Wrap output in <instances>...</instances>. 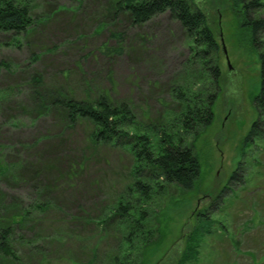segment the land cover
<instances>
[{
	"label": "rangeland",
	"instance_id": "obj_1",
	"mask_svg": "<svg viewBox=\"0 0 264 264\" xmlns=\"http://www.w3.org/2000/svg\"><path fill=\"white\" fill-rule=\"evenodd\" d=\"M257 1L260 7L244 14L232 0H190L206 16L217 43L207 53L195 50L193 36L171 11L134 24L123 11L114 12V0H31V27L0 31V156L9 166H23L21 177L18 167L0 176V212L53 202L13 228L18 259L0 264H111L124 241L117 204L136 218L145 216L140 227L151 235L142 239L140 230L132 241L133 249L146 252L144 264H179L200 213L214 223L188 264H264V113L253 101L264 56V0ZM248 13L263 21L256 42L245 27ZM103 44L114 47L112 56L100 52ZM206 59L219 73L213 119L208 126L195 125L194 135L175 137L178 144H191L200 161L191 190L137 168L136 155L122 143L93 148L86 125L62 126L53 113L41 112L35 94L38 75L41 92L59 87L77 99H93L105 89L114 104L135 113L136 124L127 128L131 134L145 135L148 124L172 133L179 126L174 112L180 89L190 84L201 92L215 90L209 74L197 78ZM255 120L262 134L243 149ZM149 140L154 154L160 153L156 140ZM82 159L74 180L48 185L70 167L67 161ZM137 180L155 185L150 196L135 190ZM64 195L73 196L62 203ZM113 206L114 228L105 235L93 221ZM133 225L124 229L133 231Z\"/></svg>",
	"mask_w": 264,
	"mask_h": 264
},
{
	"label": "trees",
	"instance_id": "obj_2",
	"mask_svg": "<svg viewBox=\"0 0 264 264\" xmlns=\"http://www.w3.org/2000/svg\"><path fill=\"white\" fill-rule=\"evenodd\" d=\"M30 1L31 0H0V31L21 33L30 28L33 23L32 17L28 13ZM256 1L245 3L244 0H232V4L235 7L240 6L244 9L243 13L245 14L251 7H257L256 9L260 7L258 1ZM167 10L171 11V13L185 26L189 34L193 36V41L196 46L195 50H198L200 47H202L200 52L205 53L210 50H217V43L209 29L206 16L198 9H192L190 0H114V12L123 11L134 24L147 22ZM239 11L241 12L240 9ZM247 16L248 19L245 22L249 23H247L245 27L248 28L249 31H252L250 34L253 41H255V36L262 27L263 21L250 17L249 13ZM100 52L106 56H112L114 54V47H108L106 44H103L100 47ZM260 60L259 90L254 95L253 101L255 109L263 114L264 56H261ZM202 65L204 68V64ZM205 66V71H197V78L199 80H205L204 74H209L211 79L210 86H214L215 90L211 93L201 92L203 88L200 89L199 87L196 90L195 87L190 84L181 88V92L176 95L179 105L174 112L176 113V118L179 120L178 128L172 127V133H168V131L162 132L161 129L163 127L161 126L148 124L145 126V129H142L145 130L146 134L141 136L139 134L133 135L128 132L127 129L128 127L131 128L137 122L136 115L132 108L125 104H114L107 90H99V93L93 99L89 98L88 95L85 98L77 99L72 95L71 91H66L59 87L41 92L39 90V88H42L41 77L39 75L37 77L33 76V80L35 83H38L35 94H37L36 97H38L41 104V112L47 111L53 113L60 124L67 129H71L79 124L86 125L88 127V143L95 149L98 148V144L102 143H122L124 147L128 148L136 155L135 163L137 168H144V170L148 169L149 171L152 170V173H159L157 177L162 179L165 183H173L180 189L191 190L200 177V161L194 153L191 144L185 145L182 142L178 144V142H175V137L180 136L179 133L183 135H194L193 129H195V125L204 124L208 126L213 119L212 107L218 93L219 73L207 59L205 60ZM202 71L205 73H202ZM190 92L193 93L191 97L189 95ZM45 94L46 98H44ZM44 100H46V102H44ZM173 129L175 132H173ZM261 134L259 121L255 120L243 140V149L252 143L254 139L260 137ZM152 138L158 143L157 145L159 148L156 146L160 152L158 154H154L156 148L152 147L151 141L149 140ZM67 162L71 164L70 167L63 169L64 171L59 170V177L55 180L51 179L55 184L48 185L58 186L59 183L74 180L76 178L75 174L83 168L86 161L82 159L80 161L74 162V160H69ZM15 168H17L15 173L21 177L23 174V166H9L0 156V176L12 174L11 170ZM135 171L138 173L141 172V170ZM235 178L234 176V179ZM134 187H136L135 190L137 192L145 194V197L150 196V191L155 189V185L152 186L140 180L134 182ZM47 191H51V189L48 188ZM66 196L73 195H64L60 197V202H69L70 200L64 199ZM51 204H53V202L38 200L31 202L27 206L18 205V209L15 213H10L6 210L0 212V261L18 259L11 240L13 228L31 222L35 215L44 213L51 207ZM127 208L126 205L123 204H117L116 206L117 212H119L118 214L123 219L118 226L124 230V241L119 247V250L115 253L111 264H144L143 254L146 252L139 248H137L138 250H136V248L133 249L132 241L134 238L137 239L135 232L141 230V238L146 240L147 236L149 237L151 235V231H148L149 233L147 235V231H143V228L140 227V224L143 227V223H141L140 220L145 219L144 215V217L141 216L140 218H136L132 213L131 215L127 214L129 213V211H126ZM101 215V217L93 222L97 228L107 235L109 227L113 226L114 228V206L111 211L102 212ZM199 217L202 218L191 231L187 245L179 260V264H188L196 259L198 256L199 244L204 236L210 232L211 225L214 223V221H210L211 219L206 218L205 213H200ZM106 220L110 221V223H107V226H102L100 223ZM131 221L134 222L133 231L124 229V227L130 226Z\"/></svg>",
	"mask_w": 264,
	"mask_h": 264
}]
</instances>
